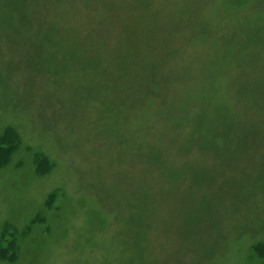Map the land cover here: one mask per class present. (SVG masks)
<instances>
[{"label":"rangeland","instance_id":"obj_1","mask_svg":"<svg viewBox=\"0 0 264 264\" xmlns=\"http://www.w3.org/2000/svg\"><path fill=\"white\" fill-rule=\"evenodd\" d=\"M0 264H264V0H0Z\"/></svg>","mask_w":264,"mask_h":264}]
</instances>
